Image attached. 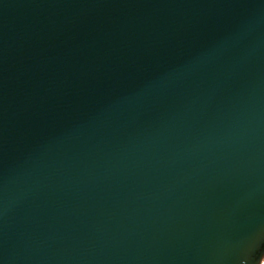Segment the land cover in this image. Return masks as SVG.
<instances>
[{
	"label": "water",
	"instance_id": "water-1",
	"mask_svg": "<svg viewBox=\"0 0 264 264\" xmlns=\"http://www.w3.org/2000/svg\"><path fill=\"white\" fill-rule=\"evenodd\" d=\"M264 0H0V264H261Z\"/></svg>",
	"mask_w": 264,
	"mask_h": 264
},
{
	"label": "rangeland",
	"instance_id": "rangeland-1",
	"mask_svg": "<svg viewBox=\"0 0 264 264\" xmlns=\"http://www.w3.org/2000/svg\"><path fill=\"white\" fill-rule=\"evenodd\" d=\"M261 264H264V258H263V260H262Z\"/></svg>",
	"mask_w": 264,
	"mask_h": 264
}]
</instances>
